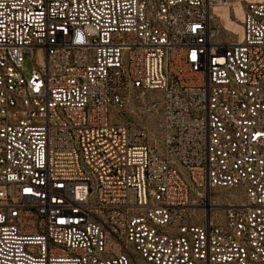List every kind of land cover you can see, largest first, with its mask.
I'll use <instances>...</instances> for the list:
<instances>
[{"label": "built area", "instance_id": "2783aa9c", "mask_svg": "<svg viewBox=\"0 0 264 264\" xmlns=\"http://www.w3.org/2000/svg\"><path fill=\"white\" fill-rule=\"evenodd\" d=\"M0 264H264V0H0Z\"/></svg>", "mask_w": 264, "mask_h": 264}, {"label": "rangeland", "instance_id": "374dc122", "mask_svg": "<svg viewBox=\"0 0 264 264\" xmlns=\"http://www.w3.org/2000/svg\"><path fill=\"white\" fill-rule=\"evenodd\" d=\"M235 8L238 14L241 16L242 8L240 4L236 3ZM218 9L221 13L223 23L227 27L233 29L236 32L242 31L241 23L229 16L227 6L219 7ZM25 66L27 72H29L32 68V60L28 54L26 55ZM128 111L136 121L147 125L152 132H157V134L162 133V129L160 127V122L162 120V109L158 92L135 91L132 93L131 104Z\"/></svg>", "mask_w": 264, "mask_h": 264}]
</instances>
